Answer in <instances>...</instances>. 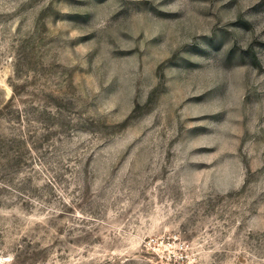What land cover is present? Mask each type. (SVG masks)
Wrapping results in <instances>:
<instances>
[{
  "label": "rangeland",
  "instance_id": "rangeland-1",
  "mask_svg": "<svg viewBox=\"0 0 264 264\" xmlns=\"http://www.w3.org/2000/svg\"><path fill=\"white\" fill-rule=\"evenodd\" d=\"M0 264H264V0H0Z\"/></svg>",
  "mask_w": 264,
  "mask_h": 264
}]
</instances>
